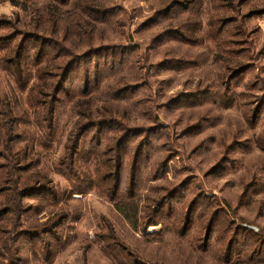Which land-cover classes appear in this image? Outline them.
Here are the masks:
<instances>
[{
  "label": "rangeland",
  "instance_id": "obj_1",
  "mask_svg": "<svg viewBox=\"0 0 264 264\" xmlns=\"http://www.w3.org/2000/svg\"><path fill=\"white\" fill-rule=\"evenodd\" d=\"M0 264H264V0H0Z\"/></svg>",
  "mask_w": 264,
  "mask_h": 264
},
{
  "label": "trees",
  "instance_id": "obj_2",
  "mask_svg": "<svg viewBox=\"0 0 264 264\" xmlns=\"http://www.w3.org/2000/svg\"><path fill=\"white\" fill-rule=\"evenodd\" d=\"M3 1H12V0H3ZM53 59L54 58H48L47 60H43L44 62H46L45 66L48 67V69H50L51 65L53 64ZM43 62L42 61H39L36 63V77L37 79L39 80H42L43 81L41 82L42 84H44V89L45 91H50L52 89V97H51V103H46L44 105L47 106V108L45 109V112L47 114V117L44 119V121L46 120L49 124H52V118H53V114H54V110H53V94H54V91H55V88L52 87L51 83L49 84V80L52 79V76H50L48 74L49 71H46V68L45 67H41V64ZM70 70V68H69ZM69 72V71H68ZM46 77V78H45ZM48 77V79H47ZM39 92L41 93L42 95H44L45 98L48 97V92H45V91H42V86H40V84L38 86L35 87V89H32V92ZM37 103L39 105L40 108H42V104L39 103V100L37 99ZM33 105L30 104V107H32ZM43 109V108H42ZM31 183H34L33 186H29V187H26L28 189L24 190L23 194L27 196V193H32L33 191H38L36 190V188L40 185H42L41 183H43L39 178H37L36 176H32L31 178H29ZM33 188V190H31ZM118 188V184L116 185V189ZM31 195V194H29ZM28 195V196H29Z\"/></svg>",
  "mask_w": 264,
  "mask_h": 264
}]
</instances>
